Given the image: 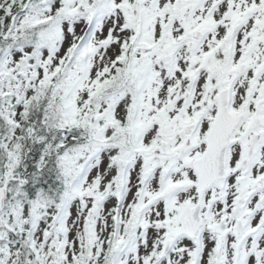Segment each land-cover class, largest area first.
Listing matches in <instances>:
<instances>
[{"label": "snow or ice", "instance_id": "obj_1", "mask_svg": "<svg viewBox=\"0 0 264 264\" xmlns=\"http://www.w3.org/2000/svg\"><path fill=\"white\" fill-rule=\"evenodd\" d=\"M0 264H264V0H0Z\"/></svg>", "mask_w": 264, "mask_h": 264}]
</instances>
